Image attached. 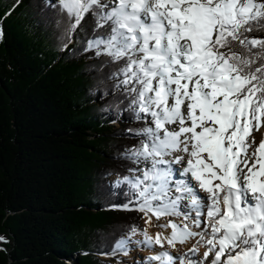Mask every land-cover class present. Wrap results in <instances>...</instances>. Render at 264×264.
I'll return each mask as SVG.
<instances>
[{
    "label": "snow or ice",
    "instance_id": "snow-or-ice-1",
    "mask_svg": "<svg viewBox=\"0 0 264 264\" xmlns=\"http://www.w3.org/2000/svg\"><path fill=\"white\" fill-rule=\"evenodd\" d=\"M59 5L74 18L73 30L84 31L91 14L84 51L110 57L103 64L115 68L108 79L126 103L122 111L146 125L121 133L139 143L120 158L145 165L115 182L135 194L121 210L143 212L146 223L183 216L182 225L161 226L171 228L169 235L132 227L115 251L126 253L140 232L135 243L147 248L196 242L184 255L162 251L136 264H205L210 254V264H264V138L253 136L264 127V39L246 35L264 27V0ZM234 43L246 52L237 53ZM0 242L7 243L3 236ZM200 247L206 250L197 261Z\"/></svg>",
    "mask_w": 264,
    "mask_h": 264
},
{
    "label": "trees",
    "instance_id": "trees-1",
    "mask_svg": "<svg viewBox=\"0 0 264 264\" xmlns=\"http://www.w3.org/2000/svg\"><path fill=\"white\" fill-rule=\"evenodd\" d=\"M90 16L73 30L59 2L0 0V264H112L101 255L141 224L115 182L137 167L119 153L139 141L121 133L146 125L122 111L110 57L84 51Z\"/></svg>",
    "mask_w": 264,
    "mask_h": 264
},
{
    "label": "rangeland",
    "instance_id": "rangeland-1",
    "mask_svg": "<svg viewBox=\"0 0 264 264\" xmlns=\"http://www.w3.org/2000/svg\"><path fill=\"white\" fill-rule=\"evenodd\" d=\"M51 1L59 2V0H51ZM114 124H115L114 128L119 126L118 121H116ZM263 129H264V127H262L260 129V132L263 131ZM258 134H259V132H255V131L253 132V136H255V137H257ZM143 167H145V165L143 163H141V164L137 165L136 168H143ZM135 175H141V173L136 172ZM116 177L118 178V176L113 175L111 178L114 179ZM173 195H175V192H173ZM201 195H203V194L201 193ZM182 203H187V201H183ZM141 214H142L141 224L137 228L140 230H143L145 228L147 229L148 228V223H146L147 217L144 215L143 212H141ZM169 220L177 223L178 225H182L183 216H162L159 219L154 221L153 225L156 226V227H154V229L159 230L160 232H165V231L167 232L168 230H171V228L161 227L162 225H167ZM130 233L127 236H125L124 239H127L129 237ZM142 239H143V237L139 238V237L132 236L131 240L129 242V245L127 247L126 253H125V251H115L111 254H102L101 256L105 259H109L112 262V264H136V262L138 260H141L143 257L153 255V254L148 255L150 250H153L155 252V254L160 253V252L165 251V250L170 252V253H177L175 251L170 250V246L167 243L164 244V246H165L164 248H161L160 246H155L153 248H147V247H144L143 245H137L135 243L136 241H139ZM183 248L184 247H181L180 249L185 250L186 252H187V250L190 249V247H189V249H185V248L183 249ZM159 250H160V252H157ZM182 253L183 252L179 251L177 254L183 255ZM203 253H204V251L199 250V252L196 255H194L192 258L199 261V260L203 259ZM211 259H212V255L210 254L208 260L205 261V264H210ZM152 264H155V261H153Z\"/></svg>",
    "mask_w": 264,
    "mask_h": 264
},
{
    "label": "bare ground",
    "instance_id": "bare-ground-1",
    "mask_svg": "<svg viewBox=\"0 0 264 264\" xmlns=\"http://www.w3.org/2000/svg\"><path fill=\"white\" fill-rule=\"evenodd\" d=\"M260 138H264V129H263V131H261V132H259V134L257 135V139L259 140ZM147 220H148V217L146 218ZM155 220H157V218L155 217V216H153L152 217V219H151V222L150 223H148V228H147V230H148V233H149V235H151V236H153V237H155V235L157 234V233H163L164 235H169L170 233H171V230H168L167 232L165 231V232H160L159 230H156V229H154V227H156V226H154L153 225V223H154V221ZM158 229V228H157ZM193 231H198V229H195V228H193ZM134 237H142V235L140 234V232H137V234L134 236ZM196 241H195V238H193V239H189L187 242H185V243H178L177 245H176V247H175V249H173L172 247H170V250H172V251H175V252H179V251H181V252H183L182 254L184 255V253H187L188 252V250H187V252L185 251V250H181L180 248L181 247H184L185 249H189V247L191 248L192 247V245L195 243ZM165 247V246H164ZM163 247V248H164ZM183 248V249H184ZM199 250H202V251H205L206 250V248L205 247H201V248H199ZM166 251V250H165ZM157 252H160V250L159 251H157ZM151 254H155V252L153 251V250H150V252H149V254L148 255H151ZM155 264H157V262H155Z\"/></svg>",
    "mask_w": 264,
    "mask_h": 264
}]
</instances>
